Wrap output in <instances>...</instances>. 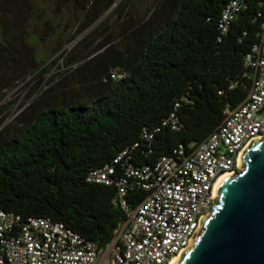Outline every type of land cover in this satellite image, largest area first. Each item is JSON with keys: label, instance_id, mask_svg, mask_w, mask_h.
<instances>
[{"label": "trees", "instance_id": "trees-1", "mask_svg": "<svg viewBox=\"0 0 264 264\" xmlns=\"http://www.w3.org/2000/svg\"><path fill=\"white\" fill-rule=\"evenodd\" d=\"M116 1L0 0V102L40 79L16 117L0 107V211L20 224L62 223L100 248L126 213L113 202L118 186L90 182V174L111 165L117 179L127 166L153 168L200 146L226 108L246 98L244 59L264 27V0H237L243 7L227 32L220 22L233 0H157L146 18L129 15L117 31L98 25L101 39L40 89L57 64L50 59L64 58ZM145 196L131 185L125 199L135 208Z\"/></svg>", "mask_w": 264, "mask_h": 264}, {"label": "built area", "instance_id": "built-area-1", "mask_svg": "<svg viewBox=\"0 0 264 264\" xmlns=\"http://www.w3.org/2000/svg\"><path fill=\"white\" fill-rule=\"evenodd\" d=\"M242 7L237 0L227 5L223 32ZM244 65L252 81L246 98L228 106L219 129L191 153L181 147L153 168L127 166L117 179L111 165L90 174V182L118 186L113 202L126 220L111 243L100 248L62 223L33 217L20 224L21 216L0 211V264H171L198 235L217 199L218 180L239 172L244 149L254 139H264V27ZM131 185L146 193L135 208L125 199Z\"/></svg>", "mask_w": 264, "mask_h": 264}, {"label": "water", "instance_id": "water-1", "mask_svg": "<svg viewBox=\"0 0 264 264\" xmlns=\"http://www.w3.org/2000/svg\"><path fill=\"white\" fill-rule=\"evenodd\" d=\"M240 169L175 264H264V139L252 141Z\"/></svg>", "mask_w": 264, "mask_h": 264}, {"label": "rangeland", "instance_id": "rangeland-1", "mask_svg": "<svg viewBox=\"0 0 264 264\" xmlns=\"http://www.w3.org/2000/svg\"><path fill=\"white\" fill-rule=\"evenodd\" d=\"M156 1L157 0H117L116 3L104 14L97 25L88 29L84 34L78 36L71 44L67 45L64 58L56 60L57 56H54L50 59L49 64L54 60L57 62V64L54 65L51 69V72L48 73L46 77H44V82L40 89H43L47 86V82L52 75H58L66 70V62L69 61L70 58L77 55L82 56L81 50L87 45L88 42L92 40L94 41L96 36L97 39H101L103 28H107L108 31H117L119 25L124 23L129 15L133 18H136L137 20L146 18L148 9H153ZM118 11L121 12L119 13ZM98 25L102 26L103 28L94 34ZM47 54L49 57L51 56V52H48ZM75 66L76 65H74V67ZM29 80L21 83L18 87H16V89L9 92L0 102V107H11L14 117L20 114L24 108L36 98V95L32 96V92L40 79L33 81L31 79Z\"/></svg>", "mask_w": 264, "mask_h": 264}, {"label": "bare ground", "instance_id": "bare-ground-1", "mask_svg": "<svg viewBox=\"0 0 264 264\" xmlns=\"http://www.w3.org/2000/svg\"><path fill=\"white\" fill-rule=\"evenodd\" d=\"M254 140H257V139H254ZM260 140V139H258ZM252 147V142L244 149L243 153H242V156H241V161H242V157L244 156V154ZM229 176H233L231 174H228V175H223L217 182V187H216V191H218L220 185L222 184V182ZM182 254V253H181ZM181 254L176 257L171 264H175L177 262V260L180 258Z\"/></svg>", "mask_w": 264, "mask_h": 264}]
</instances>
